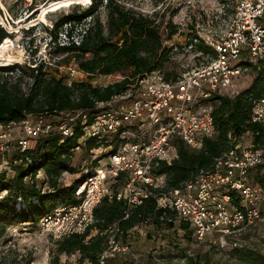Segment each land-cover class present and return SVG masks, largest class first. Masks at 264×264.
I'll use <instances>...</instances> for the list:
<instances>
[{
  "label": "built area",
  "instance_id": "built-area-1",
  "mask_svg": "<svg viewBox=\"0 0 264 264\" xmlns=\"http://www.w3.org/2000/svg\"><path fill=\"white\" fill-rule=\"evenodd\" d=\"M202 41L215 56L194 51ZM168 46L172 47L171 54L194 52L203 62L169 81L159 70L145 74L124 94L99 103V112L89 124L85 114L78 111L75 115L61 114L59 122L51 116L29 115L20 123L0 125L2 154L14 143V149L23 153L29 150L32 140L51 132L70 137L78 118L83 125L79 144L83 146L93 139L99 143L95 149L106 147L99 152L92 150L91 162H106L96 164L93 174L77 186L75 197L80 203L58 206L40 221L42 227L52 224L57 230L68 228L66 236L81 235L93 224V211L102 199L123 201L129 210L154 197L157 208L173 212V222L188 224L195 241H208L219 250H241L245 248L241 240L244 231L264 221L260 211L264 188L250 179L258 168H264V148L239 142L216 158L210 171H202L193 181L166 192L161 191L166 186L165 175L153 174L158 163L170 164L176 158V150L170 145L174 138H180L191 150H200L205 139L215 136L208 100L213 94L232 98L244 89L239 79L251 71L244 63L264 66V0H236L222 35L203 40L189 35L183 44ZM67 71L70 85L79 71L75 66ZM250 114L252 123L264 125V95L251 99ZM22 162L21 158L14 164ZM120 173L125 175L124 185L113 192L109 182L114 184ZM155 190L160 192L154 194ZM124 214L125 219L128 215ZM69 216L77 224L71 231L70 223L67 227L64 223ZM107 232L106 246L96 264H110L125 250L118 244L122 237L118 222Z\"/></svg>",
  "mask_w": 264,
  "mask_h": 264
},
{
  "label": "trees",
  "instance_id": "trees-1",
  "mask_svg": "<svg viewBox=\"0 0 264 264\" xmlns=\"http://www.w3.org/2000/svg\"><path fill=\"white\" fill-rule=\"evenodd\" d=\"M162 1L155 0L154 3ZM85 3H89V6L74 4L69 12L61 13L51 21V28L46 26L44 29L48 31L53 44L58 41L57 35L64 32V38L68 41L57 45L56 50L58 55H65V66L74 64L89 80L110 75H119L120 80L100 87L73 78L71 84L67 85L69 72L66 79H58L47 74L45 69L48 66L40 64L26 68L31 82L24 91L23 77L20 76L25 73L24 68L17 65L0 66V125L20 123L29 115L51 116L59 122L61 114L75 115L78 111L85 114L89 124L99 112L96 108L99 103H107L112 96L124 94L145 74L159 70L167 81L179 75L177 72L164 73L162 68L174 55L171 54L172 47L165 44L176 33L174 24H167L164 39L160 24L152 16L135 13L116 0H86ZM102 8L105 10V23L99 19ZM43 15L40 16L41 20L44 19ZM78 26H81V30L77 32ZM75 36L78 38L76 41ZM9 38L10 34L0 24V45ZM194 51L215 56L214 51L205 47L203 42L197 43ZM244 65L255 74L248 88L232 98L213 94L208 100L212 104L215 136L205 139L200 150H191L178 137L170 142L176 150V158L170 164L161 161L153 169L155 176L165 175L166 186L161 191L178 189L193 181L200 172L210 171L214 160L234 148L242 137L249 136L255 148H264V125L252 123L250 114L251 99L264 95V66ZM16 72L20 74L12 80L10 76ZM81 123L78 118L70 137L51 132L32 140L29 150L20 153L14 149L11 153L7 165L12 176L8 171H0V235L7 227L18 223H39L58 206L80 203L75 197V190L80 182L93 174L96 161L91 164V171L82 173L71 185L63 187L59 180L63 173L75 175L83 172L72 164L77 147L91 153L99 146L93 139L85 141L83 146L79 144L83 136ZM21 158L22 163L14 164ZM263 171L258 168L252 179L264 188ZM39 172L43 173L42 179H37ZM114 180L113 192L124 185L125 175L120 173ZM159 192L155 190L153 193ZM125 212L128 217L124 219ZM93 216V224L83 234L61 239L57 246L58 255L78 254L80 263L96 264L108 240L107 228L115 222H118L124 238L141 225L174 228L177 224L173 222V212L157 208L154 197L146 198L142 205L129 210L123 201L102 199L94 209ZM178 228L189 235L188 240L194 239L188 224L179 223ZM91 232L96 234L92 235ZM185 258V264H208L205 257Z\"/></svg>",
  "mask_w": 264,
  "mask_h": 264
},
{
  "label": "rangeland",
  "instance_id": "rangeland-1",
  "mask_svg": "<svg viewBox=\"0 0 264 264\" xmlns=\"http://www.w3.org/2000/svg\"><path fill=\"white\" fill-rule=\"evenodd\" d=\"M85 1L0 0V24L10 34L8 40H11V47L7 54L13 56L11 61L0 59V66L17 65L19 68H24L23 75L16 72L10 76L12 80H15L19 74L23 77L22 88L24 91H27L31 82L29 72L26 71L28 67L43 64L48 66L45 71L49 76L58 79L68 77L67 68L73 67L74 64L65 66L63 60L65 55H58L56 50L57 45L66 41L64 32L57 35L58 41L53 44L50 42L48 31L44 28L46 26L51 28V21L56 20L61 13L69 12L74 4H80L83 7L89 6V3H85ZM116 1L135 13L152 16L156 23L160 24V31L163 33L164 39L167 36L165 34L167 24H174L176 33L173 34L171 40L165 41L167 45L183 44L184 39L189 35L202 38V40L211 35H222L236 4V0H163L157 3H154L155 0ZM42 13H44L43 20L40 19ZM105 17V10L102 8L99 11L100 21L105 23ZM87 22L89 21L87 20ZM80 30L81 26H78L77 32ZM74 38L75 41L78 39L77 36ZM200 62H203V59H197L194 52L174 53L170 61L162 68L164 73L177 72L180 74L186 69L197 66ZM254 75L250 70L245 72L239 79L241 88H248L253 82ZM120 77L119 75H110L107 78L93 77L92 80H89L79 72L74 80L102 87L119 81ZM240 143L243 145L252 144L251 138L245 136L241 138ZM14 144L6 154L0 153V171L10 172V177L12 173L7 163L9 156L14 151ZM104 148L101 147L95 151L99 152ZM108 150L106 149V151ZM74 152L72 164L83 172L75 175L63 173L59 180L63 187L71 185L82 173H86V170L91 171L93 151L90 153L84 148H79ZM105 161L102 160L96 164H103ZM255 174L256 172L250 176V179L254 178ZM42 178L43 173L39 172L37 179ZM109 183L112 185V182ZM260 211L264 217V206H261ZM69 217L64 223L66 222L65 227L70 223L69 231H71L77 228V224L71 216ZM66 230L62 231V228L57 230L52 224L48 228L42 227L40 222L36 224L18 223L7 227L0 235V264H88L86 261L80 263L78 254L58 255L57 246L61 239L66 237ZM91 233L92 235L96 234ZM188 236L178 228V224L174 228H168L166 225H163L162 228H154L148 224L141 225L132 229L125 238H119L118 244L125 250L117 254L110 264H129L131 262L134 264L147 262L185 264L187 263L185 256L205 257L208 264H264V221L256 225L254 229L244 231L241 240L245 244V248L241 250H219L209 245L208 241L198 242L192 238L188 240Z\"/></svg>",
  "mask_w": 264,
  "mask_h": 264
},
{
  "label": "bare ground",
  "instance_id": "bare-ground-1",
  "mask_svg": "<svg viewBox=\"0 0 264 264\" xmlns=\"http://www.w3.org/2000/svg\"><path fill=\"white\" fill-rule=\"evenodd\" d=\"M11 47V40L6 39L0 45V59L11 61L13 56H10L8 53L9 48Z\"/></svg>",
  "mask_w": 264,
  "mask_h": 264
},
{
  "label": "crops",
  "instance_id": "crops-1",
  "mask_svg": "<svg viewBox=\"0 0 264 264\" xmlns=\"http://www.w3.org/2000/svg\"><path fill=\"white\" fill-rule=\"evenodd\" d=\"M104 160H105V159H104ZM104 160H103V161H104ZM105 162H106V161H105Z\"/></svg>",
  "mask_w": 264,
  "mask_h": 264
}]
</instances>
